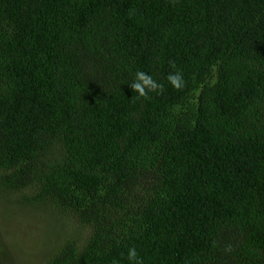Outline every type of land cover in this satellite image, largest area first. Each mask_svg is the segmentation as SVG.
Wrapping results in <instances>:
<instances>
[{
  "label": "trees",
  "instance_id": "16d2710c",
  "mask_svg": "<svg viewBox=\"0 0 264 264\" xmlns=\"http://www.w3.org/2000/svg\"><path fill=\"white\" fill-rule=\"evenodd\" d=\"M0 194L39 264H264V0H0Z\"/></svg>",
  "mask_w": 264,
  "mask_h": 264
},
{
  "label": "rangeland",
  "instance_id": "374dc122",
  "mask_svg": "<svg viewBox=\"0 0 264 264\" xmlns=\"http://www.w3.org/2000/svg\"><path fill=\"white\" fill-rule=\"evenodd\" d=\"M15 208L16 207L13 204L0 206V240L1 243H3V246L7 247L3 255H0V264H10V262L23 264L24 261H27V264H39V259L42 255L40 250V247L42 248V246L40 244H43L45 240L42 236L35 234L38 233L44 235L49 227L52 228V225L49 224L50 218L43 217V213L36 210V206H24L20 209ZM5 209H12V212L8 214L5 212ZM1 212L7 214V216L1 217ZM76 224L77 223L73 224L71 227L73 229V231H71L73 235L77 233L75 232L77 229H80V226ZM27 235H32L38 240L33 242L31 246L33 256L29 257L24 255L25 252L21 254L23 245L24 247L29 246L25 243ZM19 239L21 240L19 241ZM46 243V251L52 249L54 242L49 241ZM26 249L30 250V248L27 247ZM22 257H24L25 260L21 261ZM44 257H42V259H44Z\"/></svg>",
  "mask_w": 264,
  "mask_h": 264
},
{
  "label": "clouds",
  "instance_id": "9594fccd",
  "mask_svg": "<svg viewBox=\"0 0 264 264\" xmlns=\"http://www.w3.org/2000/svg\"><path fill=\"white\" fill-rule=\"evenodd\" d=\"M166 80L176 90H181L185 87L184 75L180 70L169 73ZM129 86L138 94V98H147L150 93L162 94L165 89L163 83L158 82L152 75L144 71H137ZM127 259L130 264H144L143 258L140 257L135 247H130L127 250Z\"/></svg>",
  "mask_w": 264,
  "mask_h": 264
}]
</instances>
